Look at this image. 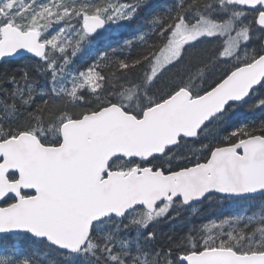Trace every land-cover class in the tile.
Segmentation results:
<instances>
[{"label":"snow or ice","instance_id":"6c2138e0","mask_svg":"<svg viewBox=\"0 0 264 264\" xmlns=\"http://www.w3.org/2000/svg\"><path fill=\"white\" fill-rule=\"evenodd\" d=\"M0 264H264V0H0Z\"/></svg>","mask_w":264,"mask_h":264},{"label":"trees","instance_id":"16d2710c","mask_svg":"<svg viewBox=\"0 0 264 264\" xmlns=\"http://www.w3.org/2000/svg\"><path fill=\"white\" fill-rule=\"evenodd\" d=\"M157 2L160 5L164 4V0H157ZM114 30H110L107 34L109 37L110 42L115 43V40L120 37V35L125 34L124 30L122 29H115V26H113ZM247 117L246 113H240L238 114L239 119H245ZM221 206V202H205L203 205V208L200 209L198 212L199 214L196 215L194 218H192V214L190 211H185L181 217L174 222L172 225H162L161 230L164 232H169L173 228L177 233L185 230L189 226L193 224H200L202 221H206L215 217H221L227 214H240L241 212L245 211H251L252 209L249 208L247 205H235V204H229L226 206ZM31 247L35 249H39V245H32Z\"/></svg>","mask_w":264,"mask_h":264},{"label":"flooded vegetation","instance_id":"af4514ba","mask_svg":"<svg viewBox=\"0 0 264 264\" xmlns=\"http://www.w3.org/2000/svg\"><path fill=\"white\" fill-rule=\"evenodd\" d=\"M204 204H205V203H204ZM204 204H203V205H204ZM203 205H199V206H198V210L202 209V208H203Z\"/></svg>","mask_w":264,"mask_h":264},{"label":"rangeland","instance_id":"374dc122","mask_svg":"<svg viewBox=\"0 0 264 264\" xmlns=\"http://www.w3.org/2000/svg\"><path fill=\"white\" fill-rule=\"evenodd\" d=\"M187 212V211H186Z\"/></svg>","mask_w":264,"mask_h":264}]
</instances>
